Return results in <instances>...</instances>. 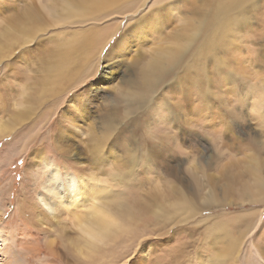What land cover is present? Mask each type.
<instances>
[{"label": "rangeland", "instance_id": "rangeland-1", "mask_svg": "<svg viewBox=\"0 0 264 264\" xmlns=\"http://www.w3.org/2000/svg\"><path fill=\"white\" fill-rule=\"evenodd\" d=\"M154 6L155 0H0V123L9 127L0 135V264L7 260L2 250L8 242L42 248L25 257L19 250L20 264H133L134 258L135 264H264L252 245H264V0H183L169 25L145 37L146 43L122 61L104 57L136 18ZM107 24L100 59L96 53L86 55L87 35L91 38ZM74 34V44L68 43ZM60 52L77 74L49 71ZM213 56L216 63L209 65ZM107 63L111 67L105 71ZM184 70L194 71L193 84L203 92L209 91V82L217 88L223 85V91L211 90L217 99L243 88L244 101L227 96L223 107L231 118H222L213 129L205 127L209 121L190 118L183 139H176L170 125L155 129L168 151L148 162L143 146L126 137L120 159L94 166L119 132L135 124ZM84 96L92 103L82 109ZM46 159L48 166L43 164ZM253 160H258L255 168ZM50 166L58 168L61 181L73 173L83 185L80 201L68 205L70 214L77 210L81 217L90 205L105 200L123 220L112 237L97 244L100 254L83 246L85 238L79 236L66 205L57 207L55 218L40 206L37 197ZM167 166L174 175L164 170ZM254 190L259 202H250L242 193ZM207 194L225 195L235 206L205 207ZM188 198L193 203L185 202ZM119 205L126 207L125 213ZM158 206L174 211L173 221L168 222L167 211ZM196 206L204 210L199 216L194 215ZM251 209L261 212L244 237L236 231V222L207 229L213 219H201L214 213L234 220ZM129 215L135 227L129 225ZM160 225L165 227L162 236L155 229ZM147 228L154 231L149 249L143 248ZM223 228L228 229L215 231ZM48 242L59 257L46 249ZM231 243L240 245L238 252L229 248Z\"/></svg>", "mask_w": 264, "mask_h": 264}, {"label": "snow or ice", "instance_id": "snow-or-ice-1", "mask_svg": "<svg viewBox=\"0 0 264 264\" xmlns=\"http://www.w3.org/2000/svg\"><path fill=\"white\" fill-rule=\"evenodd\" d=\"M182 3L183 0H175V3L172 0H155L153 10L146 15L141 14L138 16L134 24L113 42L107 54V59L122 61L124 57L131 54L132 49L138 44L146 43L145 37L158 33L164 27H167L174 9ZM221 54L226 55L227 53H217V55ZM208 63L209 65L216 63V57H210ZM194 74V71L184 70L172 78L170 83L151 102L150 107L143 113L142 117L135 124H128L119 132L107 146V150L94 162V166L106 165L111 161L120 159L125 151L124 140L126 137H134L135 143L141 144L143 150L147 152L149 159H151L168 151V145L155 137V129L166 128L170 125L171 130L176 133V139H183L189 131L186 128V124L191 122L190 118L192 117H199L209 121L205 125L207 129L219 127L223 122L222 118H231L229 110L223 107L225 98L231 95L243 102V88H241L240 92H224V97L217 99L212 95L211 90L215 88L217 91H223L224 86L221 85L217 88L209 82V91L203 92L194 86L192 81ZM228 81L227 87L231 89V74H228ZM84 91L86 92L87 89H84ZM165 93H171V95H165ZM145 102L147 103V100ZM228 102L230 103L231 101ZM91 103L92 100L88 96H84L80 106L84 109ZM213 110H216L215 115ZM77 119L79 118L77 117ZM68 178L75 179V177L71 176ZM49 179H51V174ZM77 186H80L78 181ZM90 187L91 185H89ZM257 235L259 236L260 233L258 232ZM148 246L149 242H145L143 248ZM133 264H135V258Z\"/></svg>", "mask_w": 264, "mask_h": 264}, {"label": "bare ground", "instance_id": "bare-ground-1", "mask_svg": "<svg viewBox=\"0 0 264 264\" xmlns=\"http://www.w3.org/2000/svg\"><path fill=\"white\" fill-rule=\"evenodd\" d=\"M77 6V5H75ZM74 8V4L73 5H69L66 10L68 11L69 9H73ZM98 15L92 16L90 17L91 19H95L97 18ZM201 22V19H200ZM101 26V25H100ZM110 26V25H109ZM112 27V26H111ZM117 27V26H116ZM108 30V24L106 27L102 28V29H96L95 34L90 38L87 35V38L90 39L89 42H86V55L87 54H94L96 53V55L98 54V57L100 55V52L103 50V48L105 47V43L104 45L100 44L101 39H106V37H104V35L106 34ZM22 32V31H21ZM76 34L72 35V38H70V40L68 41V43L70 44H74L75 42V36ZM112 36V35H111ZM114 36V34H113ZM104 37V38H103ZM113 38V37H112ZM108 43V42H107ZM61 51V50H59ZM5 56V55H4ZM53 56V55H52ZM55 57V56H54ZM53 57V58H54ZM104 57L107 58V53H105ZM50 59V58H49ZM51 60V59H50ZM105 60V59H104ZM53 61V60H52ZM48 63V61H47ZM53 63V62H52ZM98 63V62H97ZM5 64V63H4ZM47 65V64H46ZM50 67V65H49ZM111 64L107 63L104 66V70L108 71L110 70ZM152 68L157 67L156 65H152ZM76 71L77 69L75 68V66H73V68L70 66L69 62H68V58L66 57V53H62L60 52L58 57L55 58V62L54 64L51 66V68L49 69V71ZM95 71V70H94ZM78 73L75 72V74ZM90 73V72H89ZM88 73V74H89ZM85 74V73H84ZM82 76V75H81ZM84 76V75H83ZM79 77V76H78ZM86 77V76H85ZM88 77V76H87ZM83 78V77H82ZM80 81V80H79ZM83 81V80H82ZM103 80L100 79V81H98L99 83H102ZM74 83V82H73ZM72 83V84H73ZM75 84V83H74ZM73 84V85H74ZM82 86V85H81ZM72 88V86H71ZM74 88V87H73ZM97 90H101V88L97 89ZM103 100V99H102ZM105 102L106 101H102ZM109 102V101H108ZM113 102V101H112ZM111 106V105H110ZM12 120V119H11ZM13 124V123H12ZM8 124L7 122H3L0 123V135L3 134L5 131H7L8 129ZM120 128V127H119ZM59 138H61V136H59ZM68 139V138H67ZM167 139V138H166ZM56 140V139H55ZM162 140V139H160ZM58 141V139H57ZM63 141V140H62ZM65 142V141H64ZM61 143V142H60ZM66 143V142H65ZM164 143V142H162ZM58 144V143H57ZM68 144V143H67ZM66 144V145H67ZM71 144V143H70ZM61 146V145H59ZM63 146V145H62ZM70 146V145H69ZM67 147V146H66ZM65 147V148H66ZM64 148V149H65ZM70 149H72V147H70ZM142 149V148H141ZM71 151V150H70ZM144 156L143 159L145 158L146 161L148 162L149 157L146 151H142ZM166 154V153H165ZM148 158V159H147ZM154 158V157H153ZM160 159V158H159ZM158 160V159H157ZM156 160V161H157ZM151 162V160H150ZM153 163V162H152ZM254 163V168L258 166V160H253ZM43 164L45 166H48L50 163L48 162V159L44 160ZM145 164V162H144ZM151 165V164H150ZM159 165V164H158ZM156 167L160 168V166H157V164L155 165ZM169 169V170H168ZM167 173H169V175L173 174V170L172 167L167 166L166 169H164ZM172 171V172H171ZM51 174V179H49V175ZM225 174V172H224ZM75 177V175L73 173H67L66 174V179L61 181L59 179V170L56 167L50 166L49 172L47 174V178L43 183L42 186V190L38 193V197L37 200L40 204L41 207H43V209L45 210V213L49 214L52 218H55V216L57 215L59 209L57 208L60 205H66V208L68 209V212L70 214L71 210L69 209V206L71 203H74L76 201H80L81 196L83 194V190L82 187L83 185L78 181V179L75 177V179H69L68 177ZM223 176V175H222ZM225 176V175H224ZM77 181L79 182V187L77 186ZM83 182V179H82ZM182 182V181H181ZM183 183V182H182ZM215 184V183H214ZM88 187L91 184H87ZM93 185H91L92 187ZM182 187V186H180ZM215 187V186H214ZM183 188V187H182ZM212 188V187H211ZM248 188V186H247ZM107 189V188H106ZM173 189V188H172ZM179 189V188H177ZM108 190V189H107ZM248 190V189H246ZM109 191V190H108ZM213 191V190H212ZM217 191V189H216ZM175 193V192H174ZM180 193V192H179ZM216 193V192H215ZM244 194V197L246 199H249L250 202H259L260 199H258L257 197L259 196V194L257 195V191H248L246 193L242 192ZM156 194V193H155ZM154 195V194H153ZM152 195V196H153ZM158 195V194H157ZM205 195V194H204ZM202 195V197L204 196ZM263 195V194H262ZM156 196V195H155ZM219 195H214V194H207V197H204V199L202 200H206L208 199V202L206 203V201L204 202L205 207H208L209 204L213 203L214 205H218V206H222L223 208L228 206V205H232L235 206V203L228 201V198L223 195V196H219ZM160 197V196H159ZM209 197V198H208ZM211 198V201H210ZM246 199H241V201L244 203L246 201ZM210 201V203H209ZM187 203H193V201L188 198V201H185ZM59 203V205H58ZM105 200H101V201H97V203H94L93 205H90L89 208H87V210L84 211V215H82L81 217H79L78 211L75 210L74 214H70V216L72 217V223L76 225L77 229H78V234L81 238H85L84 241V247L87 248L90 252H92L95 255H98L101 253V251L99 249H97V244L100 243H104L109 237H112L114 235V232L116 233L117 230H119L121 228L122 223L120 224V219L118 218V216L115 214V212H117L115 210V212L113 210H111L110 208L108 209V206L104 204ZM202 203V202H201ZM240 203V202H239ZM238 203V204H239ZM242 203V204H243ZM249 203V202H248ZM79 203H77L78 205ZM103 204V206L101 205ZM141 207H145V202L142 200V202H140ZM203 204V205H204ZM194 206V205H193ZM192 206V209H193ZM119 210L124 212L126 210L125 206L119 205ZM160 208V210H165V209H161L162 206H158ZM204 207V206H203ZM204 207V208H205ZM140 208L138 211L140 212L141 216L144 212V209ZM146 208V207H145ZM191 209V210H192ZM195 209V206H194ZM197 212L194 213V215L198 214L197 216L201 215L202 210L200 209V207H197ZM146 210V209H145ZM158 210V209H157ZM148 211V210H147ZM167 211V210H165ZM204 211V210H203ZM207 211V210H206ZM249 211V212H248ZM131 212V211H130ZM146 212V211H145ZM154 212V211H153ZM157 212V211H156ZM162 212V211H161ZM260 210L258 209H251V210H247L243 213H239V215H237L234 220L231 219H227L226 218H221V215H214V213H212L211 216H207L205 219L201 218L204 223L208 222V220H212V223H210L207 227V229H211V228H222L224 225H229L233 222H236L237 225L239 226V228L236 230L238 232V234H240L241 237H244L246 235H248L250 233V231L252 229H254L255 223L259 220V216L257 219V215L259 213L260 215ZM125 213V212H124ZM138 213V212H137ZM155 213V212H154ZM192 213V212H191ZM130 214V213H129ZM157 214H159L161 216V213L158 212ZM173 214L174 211H167L165 213V218L167 219L168 222L173 221ZM137 215V214H136ZM135 215V216H136ZM148 215V214H147ZM156 215V214H155ZM193 215V214H192ZM130 216V215H129ZM128 216V217H129ZM140 216V215H139ZM150 216V215H149ZM126 217V215H125ZM124 217V218H125ZM134 216H130L128 218L127 221H129V225L132 227H135V220L131 219ZM148 217V216H147ZM137 219V217L135 218ZM139 219V218H138ZM146 219V218H145ZM3 220V219H2ZM122 220V219H121ZM6 221V220H5ZM123 221V220H122ZM146 221V220H145ZM164 221V220H163ZM162 223V222H161ZM164 223V222H163ZM5 222L2 221V225H4ZM137 224V223H136ZM140 225V224H139ZM146 225V224H145ZM237 226V227H238ZM2 227V226H1ZM151 227V226H150ZM142 228V227H141ZM146 229V227H145ZM148 231L144 234L145 237L143 239L144 242H150L152 241L153 237L151 238L149 235L152 234L153 229H149L147 228ZM156 231H159V236H162L165 233V227L163 225H160L158 228H155ZM225 229L228 228H223V229H216L215 231H223ZM142 230V229H141ZM144 230V229H143ZM29 231H31L29 229ZM161 231V232H160ZM16 232V231H14ZM22 232V231H21ZM145 232V230H144ZM18 233V231H17ZM26 234V233H25ZM34 234V233H33ZM142 234V232H141ZM10 235V234H9ZM12 235V234H11ZM37 236V235H36ZM40 237V236H39ZM34 238V236L32 237ZM36 238V237H35ZM15 239V237H14ZM39 240V239H38ZM242 242V241H241ZM9 243V242H8ZM5 243V247L3 244V250L2 252L7 253V260L3 259L1 264H20V260L16 257L19 254V250L20 252H22V254L27 255V253L29 252H36V253H40L42 248L41 247H30V246H22L19 243H13L12 244H8ZM24 243V242H23ZM28 244V242H27ZM41 244V243H40ZM241 244V243H240ZM180 245V244H179ZM253 247L255 248L257 255L259 257V259L262 260V262L264 263V245L263 246H259L257 243H255V241H253ZM149 246L151 247L150 243ZM148 246V249H149ZM19 248V249H18ZM229 248L235 250V253L239 251L240 249V245L234 246L232 243L229 244ZM26 249V250H25ZM46 249L49 252H52L54 254L55 257H59L58 255V249L50 242H48V245H46ZM86 249V250H87ZM182 249V248H180ZM18 250V251H17ZM31 250V251H29ZM85 250V251H86ZM153 250V249H152ZM1 251V249H0ZM43 251V250H42ZM80 253L82 254L81 249L79 250ZM84 251V252H85ZM86 254V252H85ZM88 254V253H87ZM87 254L85 255L87 257ZM178 254V253H177ZM80 255V254H79ZM83 255V254H82ZM81 255V256H82ZM102 256V255H100ZM114 256V255H113ZM113 256H110L111 258ZM173 254L170 255V257H172ZM90 257V256H89ZM21 258V257H20ZM50 258V257H49ZM119 258V257H118ZM54 259V258H53ZM126 260H131V258H128ZM28 261V260H27ZM114 262V260H113ZM113 264V263H112ZM217 264V263H216Z\"/></svg>", "mask_w": 264, "mask_h": 264}]
</instances>
